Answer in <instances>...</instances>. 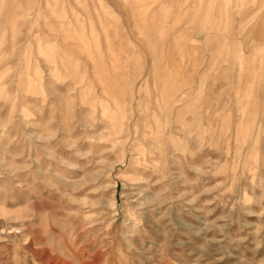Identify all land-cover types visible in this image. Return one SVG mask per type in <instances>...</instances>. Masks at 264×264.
I'll use <instances>...</instances> for the list:
<instances>
[{"label": "rangeland", "instance_id": "obj_1", "mask_svg": "<svg viewBox=\"0 0 264 264\" xmlns=\"http://www.w3.org/2000/svg\"><path fill=\"white\" fill-rule=\"evenodd\" d=\"M0 264H264V0H0Z\"/></svg>", "mask_w": 264, "mask_h": 264}]
</instances>
